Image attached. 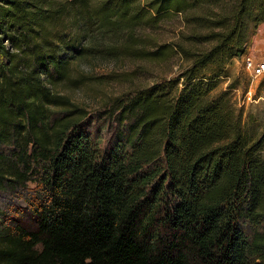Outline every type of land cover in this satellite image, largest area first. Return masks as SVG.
<instances>
[{
    "label": "trees",
    "instance_id": "obj_1",
    "mask_svg": "<svg viewBox=\"0 0 264 264\" xmlns=\"http://www.w3.org/2000/svg\"><path fill=\"white\" fill-rule=\"evenodd\" d=\"M175 16L184 43L137 33ZM261 24L264 0H0V264H264V130L213 94ZM177 55L109 98L104 145L55 92L77 61Z\"/></svg>",
    "mask_w": 264,
    "mask_h": 264
},
{
    "label": "rangeland",
    "instance_id": "obj_2",
    "mask_svg": "<svg viewBox=\"0 0 264 264\" xmlns=\"http://www.w3.org/2000/svg\"><path fill=\"white\" fill-rule=\"evenodd\" d=\"M190 30L185 28L179 16H175L162 21L158 28L138 30L137 33L149 37L152 40L149 46L152 47L153 42L160 45L184 43L183 38L189 34ZM255 31L245 56L261 60L264 58V24L259 25ZM187 46L192 47L190 44ZM193 47L192 49H202L201 46ZM245 56L231 60L227 66L226 75L219 79L213 94L229 92L234 108L242 114L245 127L259 135L264 130V76L258 78L251 76ZM186 66L187 62L178 55L167 62L153 63L132 58L81 60L72 63L69 79L81 80L82 84L74 87L66 82L57 86L55 92L68 98L70 102L89 114L91 118L89 122H92L90 132L98 136L104 145L108 132L102 125L104 120L101 117L109 98L120 96L123 92L138 86H150L161 80L175 78ZM100 113L102 114L99 115ZM32 187L34 185L29 184V188ZM23 197L20 199L12 195L5 197L9 206V216L27 228H33V221L29 210L25 208L26 203Z\"/></svg>",
    "mask_w": 264,
    "mask_h": 264
},
{
    "label": "built area",
    "instance_id": "obj_3",
    "mask_svg": "<svg viewBox=\"0 0 264 264\" xmlns=\"http://www.w3.org/2000/svg\"><path fill=\"white\" fill-rule=\"evenodd\" d=\"M247 69L251 72L253 78H258L264 76V58L261 60H254L252 58H247L245 56Z\"/></svg>",
    "mask_w": 264,
    "mask_h": 264
}]
</instances>
